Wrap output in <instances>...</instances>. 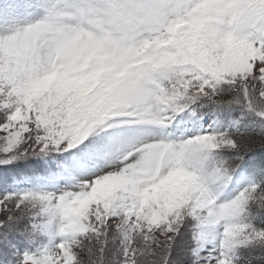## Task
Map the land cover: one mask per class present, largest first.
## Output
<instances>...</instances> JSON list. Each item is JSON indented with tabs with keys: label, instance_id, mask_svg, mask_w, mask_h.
I'll use <instances>...</instances> for the list:
<instances>
[{
	"label": "snow or ice",
	"instance_id": "6c2138e0",
	"mask_svg": "<svg viewBox=\"0 0 264 264\" xmlns=\"http://www.w3.org/2000/svg\"><path fill=\"white\" fill-rule=\"evenodd\" d=\"M157 83L148 110L107 105L102 70L23 85L0 65V185L51 158L53 191L0 194V264H264V0ZM156 18L155 0L106 15ZM29 0H0V30ZM183 25L155 39L175 60ZM195 40V38H193Z\"/></svg>",
	"mask_w": 264,
	"mask_h": 264
},
{
	"label": "clouds",
	"instance_id": "9594fccd",
	"mask_svg": "<svg viewBox=\"0 0 264 264\" xmlns=\"http://www.w3.org/2000/svg\"><path fill=\"white\" fill-rule=\"evenodd\" d=\"M155 3L156 18L134 13L117 24L106 12L129 0H29V19L0 30V65L23 85L44 81L52 71L71 79L102 70L107 105L148 110L156 82L167 88L175 79L169 69L189 63L190 47L221 39L239 14L237 0ZM177 23L183 25L182 54L167 61L161 53L176 49H158L154 41Z\"/></svg>",
	"mask_w": 264,
	"mask_h": 264
},
{
	"label": "rangeland",
	"instance_id": "374dc122",
	"mask_svg": "<svg viewBox=\"0 0 264 264\" xmlns=\"http://www.w3.org/2000/svg\"><path fill=\"white\" fill-rule=\"evenodd\" d=\"M259 161H264V149L256 148L245 155L243 166L247 167L250 163ZM21 167L24 168V171L19 174L15 182L7 188L0 185V194L6 191L43 190L40 184H43L44 187L50 184L56 189L64 186L63 178L50 173V170L54 171L56 168L51 158L22 162Z\"/></svg>",
	"mask_w": 264,
	"mask_h": 264
}]
</instances>
